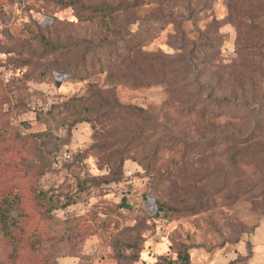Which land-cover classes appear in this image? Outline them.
Returning a JSON list of instances; mask_svg holds the SVG:
<instances>
[{
	"label": "rangeland",
	"instance_id": "1",
	"mask_svg": "<svg viewBox=\"0 0 264 264\" xmlns=\"http://www.w3.org/2000/svg\"><path fill=\"white\" fill-rule=\"evenodd\" d=\"M7 194L0 264H264V0H0Z\"/></svg>",
	"mask_w": 264,
	"mask_h": 264
},
{
	"label": "trees",
	"instance_id": "2",
	"mask_svg": "<svg viewBox=\"0 0 264 264\" xmlns=\"http://www.w3.org/2000/svg\"><path fill=\"white\" fill-rule=\"evenodd\" d=\"M138 56H139V52L137 51L133 54L131 59H136ZM154 60L155 62H158V61L167 62L168 58H163L161 56L156 57L154 55ZM179 60H181L180 63H183V64L176 68L171 69V72H170L171 77H175L176 75L180 73L184 74L186 71L184 67H185V64H187L188 59L182 58ZM173 62H174V58H173ZM170 63L171 61L169 62V64ZM206 86L208 85H205L203 82L196 83L195 81H193V83L188 84L186 81L181 80V81L175 82L174 85H172L169 88V94L175 97H182V98L195 97V96L201 95L202 92H204L205 90H208V87ZM239 86H241L239 89V93L237 94V96L236 95L235 96L241 100V103L243 104L241 108H244L245 105L248 104L247 98L243 97V91L245 87L241 84ZM245 91H246V88H245ZM221 102H223L222 103L223 106H226V105H230L231 103H235L236 101L234 99L231 100V98L228 95L214 96L210 93L207 98L205 96L203 99H201L200 101L201 108L198 110L197 114L200 115L203 118V121L212 128H217V127L230 128L231 131L226 132L225 134H228V136L232 138L233 144L244 145L249 140L248 135L250 134L251 130L248 129L249 126L247 125V123L243 121V118H242L243 114H237L234 116L232 115L233 117L232 116L228 117V114H224V115L223 113L219 114L217 112L211 111L208 107V106H212L214 104H218ZM187 108H188V105L185 106L183 109L184 111L181 110V112H185ZM191 111L192 110L188 108L187 113H185L187 114V117L190 119V121H192L189 116V112ZM219 118L222 121L221 122L218 121L219 125H217L215 120ZM231 118L234 120V122L230 121ZM207 119H209L210 122ZM236 121L239 123H237ZM225 138L228 140L227 137ZM20 203L21 201L18 198V194H14L13 197H11V194H7L1 198V201H0V230L4 231L6 235H10L12 232V228H16L18 226V218L13 215L12 211L18 208L20 206ZM165 208L166 207L159 205L160 210H163Z\"/></svg>",
	"mask_w": 264,
	"mask_h": 264
},
{
	"label": "built area",
	"instance_id": "3",
	"mask_svg": "<svg viewBox=\"0 0 264 264\" xmlns=\"http://www.w3.org/2000/svg\"><path fill=\"white\" fill-rule=\"evenodd\" d=\"M63 154L66 155V152H64Z\"/></svg>",
	"mask_w": 264,
	"mask_h": 264
}]
</instances>
